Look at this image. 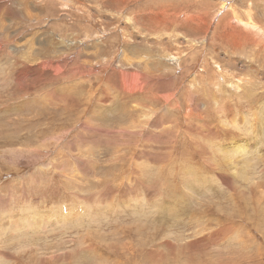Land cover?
<instances>
[{
    "label": "rangeland",
    "instance_id": "rangeland-1",
    "mask_svg": "<svg viewBox=\"0 0 264 264\" xmlns=\"http://www.w3.org/2000/svg\"><path fill=\"white\" fill-rule=\"evenodd\" d=\"M0 264H264V0H0Z\"/></svg>",
    "mask_w": 264,
    "mask_h": 264
},
{
    "label": "bare ground",
    "instance_id": "bare-ground-1",
    "mask_svg": "<svg viewBox=\"0 0 264 264\" xmlns=\"http://www.w3.org/2000/svg\"><path fill=\"white\" fill-rule=\"evenodd\" d=\"M33 41H30L29 44H31ZM32 46V45H31ZM33 48V47H32ZM33 51V50H32ZM24 56V55H23ZM32 57V56H31ZM37 59V58H36ZM35 60V59H34ZM32 61V60H31ZM36 68V67H35ZM31 70V68L29 69ZM2 71V70H1ZM31 72V71H30ZM26 74V73H25ZM238 149H240V147H238Z\"/></svg>",
    "mask_w": 264,
    "mask_h": 264
}]
</instances>
